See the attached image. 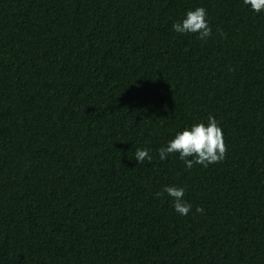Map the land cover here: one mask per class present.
<instances>
[{
    "label": "trees",
    "instance_id": "16d2710c",
    "mask_svg": "<svg viewBox=\"0 0 264 264\" xmlns=\"http://www.w3.org/2000/svg\"><path fill=\"white\" fill-rule=\"evenodd\" d=\"M197 7L206 42L173 30ZM209 116L224 160H160ZM0 264H264V11L0 0Z\"/></svg>",
    "mask_w": 264,
    "mask_h": 264
},
{
    "label": "clouds",
    "instance_id": "9594fccd",
    "mask_svg": "<svg viewBox=\"0 0 264 264\" xmlns=\"http://www.w3.org/2000/svg\"><path fill=\"white\" fill-rule=\"evenodd\" d=\"M245 5H250L252 11L260 13L264 11V0H243ZM173 30L177 33H196L198 39L207 41L212 35V29L208 23L207 12L203 7L187 11L185 18L181 22L173 24ZM228 151L227 144L223 137V130L218 125L216 119L208 117L207 125L203 122L193 124L184 128L169 140L166 147L158 150L160 160H165L169 154L179 153L180 160L184 161L187 169H191L194 164L207 167L210 164L218 163L225 159ZM192 157L193 159H189ZM134 159L142 164L147 160L151 163L152 157L148 149L135 150ZM172 199L173 207L182 216L188 215L192 205L184 200L185 189L183 187L166 186L164 189ZM157 195H161L157 193ZM203 208L197 207L196 212L202 213Z\"/></svg>",
    "mask_w": 264,
    "mask_h": 264
}]
</instances>
